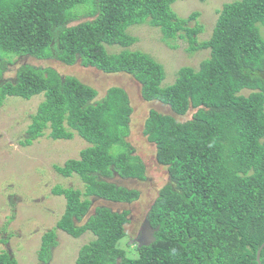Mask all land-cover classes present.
Returning a JSON list of instances; mask_svg holds the SVG:
<instances>
[{
	"label": "trees",
	"instance_id": "trees-1",
	"mask_svg": "<svg viewBox=\"0 0 264 264\" xmlns=\"http://www.w3.org/2000/svg\"><path fill=\"white\" fill-rule=\"evenodd\" d=\"M177 1L183 0H0V106L8 97H44L19 144L30 146L46 131L54 141L72 140L76 133L89 144L79 159L54 166L64 178L77 176L83 187L51 190L64 197L65 208L41 237L40 261L62 231L72 238L86 232L95 237L80 248L75 264H264V0L223 4L204 41L197 39L203 27L190 25L199 13L180 18L172 9ZM81 6L83 13L76 11ZM143 24L158 28L170 48L185 39L187 51L209 50L210 56L197 70L182 67L175 82L163 86V66L130 50L138 39L127 29ZM114 45L122 49L111 54L106 46ZM8 54L19 61L53 59L128 73L144 101L169 107L165 114L149 110L143 121L142 136L154 145L167 181L146 215L154 241L130 245L136 258L119 246L131 210L109 206L140 198L139 190L114 179L147 181L128 141V95L110 87L98 100L77 78L52 67L12 64ZM0 264L19 263L1 251Z\"/></svg>",
	"mask_w": 264,
	"mask_h": 264
},
{
	"label": "rangeland",
	"instance_id": "rangeland-1",
	"mask_svg": "<svg viewBox=\"0 0 264 264\" xmlns=\"http://www.w3.org/2000/svg\"><path fill=\"white\" fill-rule=\"evenodd\" d=\"M234 1L240 0H183L175 2L172 9L180 18L198 12V17L190 25L198 23L203 27L197 39L204 41L210 37L223 4ZM76 11L83 13L86 7H78ZM80 21L83 19L76 22ZM260 31L264 37V26L261 25ZM127 33L138 39L130 50L144 52L163 66V86L173 84L182 67L197 70L199 64L210 56L209 50L187 51L185 39H176L171 42L175 47L170 48L160 30L147 24L130 26ZM121 49L117 45L106 46L111 54ZM19 58L8 54L5 60H11L12 64L24 61L34 66L52 67L62 75L73 76L93 88L98 100L110 87L122 88L128 95L132 107L128 141L147 169V181L114 179L118 185L139 190L140 198L130 205L109 206L115 211L131 210L130 222L125 227L127 236L120 241L119 246L129 257L136 258L138 252L130 246L133 243L131 240L137 237L158 191L167 181L166 170L156 163L154 145L142 136L143 121L149 110L165 114L170 113L169 107L158 101H144L139 83L128 73H104L95 68L79 64L66 65L53 59L21 58L19 61ZM13 73H6L4 77L12 79ZM242 93L248 95L249 91ZM43 100V94L33 96L30 100L8 97L0 106V252L9 251L19 264H75L80 248L95 239L92 233L86 232L80 238H72L62 231H56L58 244L45 261L38 259V252L42 235L55 228L65 208L64 197L53 195L51 190L57 185L77 189L83 187L77 176L64 178L55 171L54 166H63L69 159H79L80 151L89 144L76 133L72 140L54 141L47 136L46 131V135L34 140L30 146H21L19 141L26 137L30 116ZM189 118L186 116L185 119ZM98 204L96 202L94 205Z\"/></svg>",
	"mask_w": 264,
	"mask_h": 264
},
{
	"label": "flooded vegetation",
	"instance_id": "flooded-vegetation-1",
	"mask_svg": "<svg viewBox=\"0 0 264 264\" xmlns=\"http://www.w3.org/2000/svg\"><path fill=\"white\" fill-rule=\"evenodd\" d=\"M143 231L146 232L144 230V226L142 225L141 228L137 232V237H134V239H133V241L135 242L136 245H142V244L148 245V244L152 243L151 241H149L150 240L149 235L146 236V238L144 235H142Z\"/></svg>",
	"mask_w": 264,
	"mask_h": 264
},
{
	"label": "water",
	"instance_id": "water-1",
	"mask_svg": "<svg viewBox=\"0 0 264 264\" xmlns=\"http://www.w3.org/2000/svg\"><path fill=\"white\" fill-rule=\"evenodd\" d=\"M143 226H144V230H145L146 232L143 231L142 235H144L145 238H146V236L149 235V239H150V241L152 242V241H153V239H152V234H153L154 230H151V228H150V226H149V223H148V221H147V218L145 219V221H144V223H143ZM140 246H141V245H140ZM142 246H143V244H142ZM258 259H259V253H258V256H257V260H258Z\"/></svg>",
	"mask_w": 264,
	"mask_h": 264
},
{
	"label": "clouds",
	"instance_id": "clouds-1",
	"mask_svg": "<svg viewBox=\"0 0 264 264\" xmlns=\"http://www.w3.org/2000/svg\"><path fill=\"white\" fill-rule=\"evenodd\" d=\"M147 170V169H146ZM126 227V226H125ZM152 230V229H151ZM126 232V231H125ZM127 234V233H126ZM153 234H154V232H153ZM153 234H152V239H153ZM131 241H133V240H131ZM150 241V240H149ZM153 241H154V239H153ZM152 241V242H153ZM132 243V242H131ZM134 244H135V242L133 241V243H132V246H134ZM140 246V245H139Z\"/></svg>",
	"mask_w": 264,
	"mask_h": 264
}]
</instances>
